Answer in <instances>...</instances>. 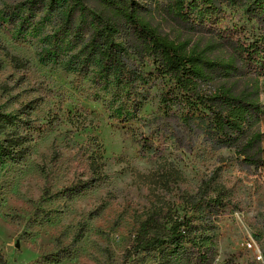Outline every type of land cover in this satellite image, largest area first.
Masks as SVG:
<instances>
[{"label": "rangeland", "instance_id": "obj_1", "mask_svg": "<svg viewBox=\"0 0 264 264\" xmlns=\"http://www.w3.org/2000/svg\"><path fill=\"white\" fill-rule=\"evenodd\" d=\"M28 1L0 0V110L29 113L36 129L23 160L0 158V250L9 264H124L130 236L154 202L183 211V195L197 193L230 201L216 217L213 264H264V166H248L234 149H215L199 129L183 126L162 105L168 81L150 61L131 58L132 82L104 71L89 46L92 15L73 12L72 28L65 7L36 11ZM138 1L155 8L167 0ZM161 25L178 34L172 23ZM216 25L258 32L237 5H225ZM141 135L155 151L144 149ZM95 150L103 155L101 178L70 197L94 175ZM251 239L260 260L246 247ZM127 264L156 263L147 255Z\"/></svg>", "mask_w": 264, "mask_h": 264}, {"label": "trees", "instance_id": "obj_2", "mask_svg": "<svg viewBox=\"0 0 264 264\" xmlns=\"http://www.w3.org/2000/svg\"><path fill=\"white\" fill-rule=\"evenodd\" d=\"M27 4L36 11L43 6L51 10L65 7L71 16L66 24L71 25L73 12L92 15L89 46L99 55L104 71L118 70L120 82H132L138 71L130 69L131 58L150 61L153 72L168 81L162 105L183 126L199 129L215 149H234L248 166H264V0H167L155 8L138 0H31ZM225 5L245 8L258 32L216 25ZM8 18L15 23L19 17L10 13ZM169 22L178 32L174 37L164 31L169 25H161ZM206 34L209 37L203 44ZM12 61L15 67L26 66L18 57ZM138 105L135 102L131 109L138 110ZM33 121L29 113L0 110V158L12 162L25 158L36 132ZM141 137L146 151L156 150L147 135ZM98 151L92 155L94 175L70 188V197L101 178L104 163ZM183 200V211L165 201L153 203L130 236L124 264L147 255L156 264H213L216 217L230 201L198 193L183 195ZM0 264H9L1 250Z\"/></svg>", "mask_w": 264, "mask_h": 264}, {"label": "built area", "instance_id": "obj_3", "mask_svg": "<svg viewBox=\"0 0 264 264\" xmlns=\"http://www.w3.org/2000/svg\"><path fill=\"white\" fill-rule=\"evenodd\" d=\"M246 247L247 248H253L256 249L257 251V259L260 260L262 258V253L260 248L258 247V245H256V243L254 242L253 239L246 241Z\"/></svg>", "mask_w": 264, "mask_h": 264}]
</instances>
